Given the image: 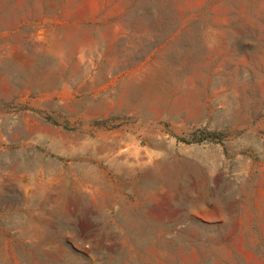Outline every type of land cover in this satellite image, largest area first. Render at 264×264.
Listing matches in <instances>:
<instances>
[{"label": "rangeland", "instance_id": "obj_1", "mask_svg": "<svg viewBox=\"0 0 264 264\" xmlns=\"http://www.w3.org/2000/svg\"><path fill=\"white\" fill-rule=\"evenodd\" d=\"M0 264H264V0H0Z\"/></svg>", "mask_w": 264, "mask_h": 264}]
</instances>
